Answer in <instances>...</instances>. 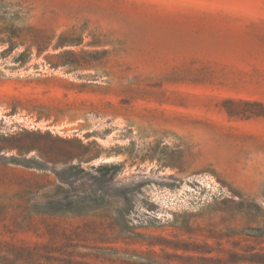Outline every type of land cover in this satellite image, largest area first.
<instances>
[{"label": "rangeland", "instance_id": "1", "mask_svg": "<svg viewBox=\"0 0 264 264\" xmlns=\"http://www.w3.org/2000/svg\"><path fill=\"white\" fill-rule=\"evenodd\" d=\"M256 21L264 0H0V264H264V118L222 106L264 102L232 90L264 78Z\"/></svg>", "mask_w": 264, "mask_h": 264}, {"label": "trees", "instance_id": "2", "mask_svg": "<svg viewBox=\"0 0 264 264\" xmlns=\"http://www.w3.org/2000/svg\"><path fill=\"white\" fill-rule=\"evenodd\" d=\"M8 40L6 43H8L9 47L8 50H13V43L11 38H7ZM68 43V42H66ZM61 45V44H60ZM66 45V44H63ZM69 45V44H67ZM59 47V45H58ZM22 56V54L20 55ZM227 105L231 106H245V107H256L258 110L253 112H245L248 113V116H245L247 114H243V112H237L233 108H229ZM222 106L225 109V112L230 117H263L264 118V102L258 101V100H244V99H223ZM39 165V164H38ZM120 168V165L117 164H101L96 167L95 171L98 172L101 176V178H104L106 174L110 171H112V174L116 173L117 170ZM74 171H80L83 172V170L80 168V166H69L63 169L60 173L57 174L58 180L63 185L69 184L70 175ZM105 194H101V197L103 198ZM124 201H127L126 198H123ZM82 207V201H73L69 197L63 198L60 201H46L44 209L50 210L53 212H68V213H75L80 211Z\"/></svg>", "mask_w": 264, "mask_h": 264}, {"label": "crops", "instance_id": "3", "mask_svg": "<svg viewBox=\"0 0 264 264\" xmlns=\"http://www.w3.org/2000/svg\"><path fill=\"white\" fill-rule=\"evenodd\" d=\"M253 25L264 27V21H256ZM239 86L235 87L232 90L235 91H245V90H253L260 91L264 90V78H247V80H239Z\"/></svg>", "mask_w": 264, "mask_h": 264}]
</instances>
